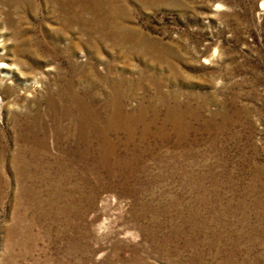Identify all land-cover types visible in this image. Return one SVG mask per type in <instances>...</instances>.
I'll use <instances>...</instances> for the list:
<instances>
[{
    "label": "rangeland",
    "instance_id": "obj_1",
    "mask_svg": "<svg viewBox=\"0 0 264 264\" xmlns=\"http://www.w3.org/2000/svg\"><path fill=\"white\" fill-rule=\"evenodd\" d=\"M0 264H264V0H0Z\"/></svg>",
    "mask_w": 264,
    "mask_h": 264
},
{
    "label": "bare ground",
    "instance_id": "obj_2",
    "mask_svg": "<svg viewBox=\"0 0 264 264\" xmlns=\"http://www.w3.org/2000/svg\"><path fill=\"white\" fill-rule=\"evenodd\" d=\"M1 66H8V64H5V63L2 62Z\"/></svg>",
    "mask_w": 264,
    "mask_h": 264
}]
</instances>
